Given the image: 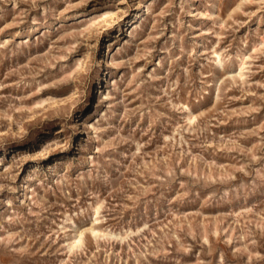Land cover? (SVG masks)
Returning a JSON list of instances; mask_svg holds the SVG:
<instances>
[{
    "label": "rangeland",
    "instance_id": "rangeland-1",
    "mask_svg": "<svg viewBox=\"0 0 264 264\" xmlns=\"http://www.w3.org/2000/svg\"><path fill=\"white\" fill-rule=\"evenodd\" d=\"M0 264H264V0H0Z\"/></svg>",
    "mask_w": 264,
    "mask_h": 264
},
{
    "label": "bare ground",
    "instance_id": "bare-ground-1",
    "mask_svg": "<svg viewBox=\"0 0 264 264\" xmlns=\"http://www.w3.org/2000/svg\"><path fill=\"white\" fill-rule=\"evenodd\" d=\"M77 240H78V238H75V239H74V241H77Z\"/></svg>",
    "mask_w": 264,
    "mask_h": 264
}]
</instances>
